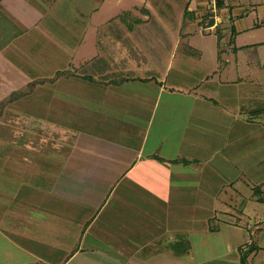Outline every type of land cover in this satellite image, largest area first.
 Listing matches in <instances>:
<instances>
[{"label": "crops", "instance_id": "1", "mask_svg": "<svg viewBox=\"0 0 264 264\" xmlns=\"http://www.w3.org/2000/svg\"><path fill=\"white\" fill-rule=\"evenodd\" d=\"M3 17L0 264H264V0Z\"/></svg>", "mask_w": 264, "mask_h": 264}, {"label": "rangeland", "instance_id": "2", "mask_svg": "<svg viewBox=\"0 0 264 264\" xmlns=\"http://www.w3.org/2000/svg\"><path fill=\"white\" fill-rule=\"evenodd\" d=\"M143 7H144V3H139V2H136V1H133V2H131V3H129V7H128V9L127 10H129V12L130 11H132V12H130V13H132V15H140V12L142 13V9H143ZM139 11L138 13L139 14H136V13H134V12H136V11ZM61 15V14H60ZM69 18H68V16H65V17H62L60 20L61 21H67ZM10 21V20H9ZM11 22V21H10ZM129 23H133V24H136L135 23V20H134V17L132 18H130L129 19ZM11 32V31H10ZM79 32V31H78ZM5 35H4V33H2V30H1V28H0V43L2 42V40H4V37ZM171 37L173 36V35H170ZM178 56H179V54H178ZM177 58V57H176ZM177 62V59L175 60V62H174V65L173 66H175L176 63ZM174 69V68H173ZM172 69V70H173ZM171 70V71H172ZM171 71H169L170 72V74H169V81L167 82V83H169V84H172V80H173V78H174V76H175V73L174 72H171ZM233 100H235V101H233V104L235 105H237V102L238 103H242L240 100H239V98H238V96H233ZM246 103L248 104V107L251 109V110H262V109H264V99H262V100H259V101H257V99L255 100V99H251V98H247V100H246ZM243 104V103H242ZM252 115H255V114H252ZM251 115V116H252ZM256 116V115H255ZM255 118H258V117H255ZM262 119H264V117L262 116L261 117ZM60 131H58L57 133H59ZM60 134V133H59ZM58 136V135H57ZM57 158H59V156H57Z\"/></svg>", "mask_w": 264, "mask_h": 264}, {"label": "trees", "instance_id": "3", "mask_svg": "<svg viewBox=\"0 0 264 264\" xmlns=\"http://www.w3.org/2000/svg\"><path fill=\"white\" fill-rule=\"evenodd\" d=\"M217 6H218V3H217ZM6 24H8L9 27H5ZM10 26L14 27L12 22H10L6 17L0 18V28H1V30H3L2 33H4V35H5L4 36L5 38H4V40H2L1 43H6V42H8V40H10V38L15 36L16 33L10 32ZM7 29H9V30H7Z\"/></svg>", "mask_w": 264, "mask_h": 264}]
</instances>
